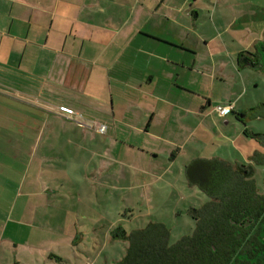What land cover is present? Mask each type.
I'll return each instance as SVG.
<instances>
[{
  "label": "crops",
  "instance_id": "0c3cea01",
  "mask_svg": "<svg viewBox=\"0 0 264 264\" xmlns=\"http://www.w3.org/2000/svg\"><path fill=\"white\" fill-rule=\"evenodd\" d=\"M262 2L0 0V264L17 262L26 217L49 219L47 205L64 189L73 201L74 191L110 180L125 187L144 175L138 187H151L157 143L176 147L183 135L189 145L217 112L220 84L216 105L238 109L233 80L245 67L264 70L247 62L264 57V30L253 29ZM18 139L31 142L22 168ZM17 183L26 197L19 207Z\"/></svg>",
  "mask_w": 264,
  "mask_h": 264
},
{
  "label": "rangeland",
  "instance_id": "374dc122",
  "mask_svg": "<svg viewBox=\"0 0 264 264\" xmlns=\"http://www.w3.org/2000/svg\"><path fill=\"white\" fill-rule=\"evenodd\" d=\"M257 15L253 29L264 30V7ZM258 59L254 57L251 60L263 65L264 57ZM245 71L242 78L233 80L232 93H241L238 109L231 111L226 118L212 112L189 145L183 135L173 141L176 147L162 141L157 143L162 153L150 162L159 168L158 179L151 187H138L144 175L135 177V181L128 177L123 183L125 187H119V181L110 180L101 187L74 191L73 196L76 197L73 201L69 200L68 188L64 189L63 199L57 196L52 206L47 205L52 215L49 219L33 222L26 217V249L20 251L15 264H116L126 256L129 248L127 240L112 238V230L118 226L131 233L150 224L161 223L169 230L170 244L190 236L197 226L193 209H199L209 201L208 196L197 185L189 184L186 177L187 165L197 159L217 158L233 167L242 164L253 166L257 189L263 193L264 164L257 163L253 156L264 151V142L257 136L264 135V70L251 66L245 67ZM222 87L220 84L216 89L213 108L220 100ZM191 97L193 105L195 95ZM241 110L246 113L242 114ZM189 123L193 128L194 122ZM3 142L0 138V145ZM14 142L17 144L14 149H19L18 167L22 168L25 162L20 155L26 152L27 163L31 142L22 139ZM14 193L13 202L19 207L26 197L21 195L23 191L18 183ZM28 202L36 204L38 200L30 198ZM36 215L39 216L38 213ZM44 215V212L40 213V216ZM17 217L15 213L14 220ZM98 224L105 226L106 231H95ZM37 227L41 231H29ZM54 227L59 228L58 231ZM18 238L16 235V240Z\"/></svg>",
  "mask_w": 264,
  "mask_h": 264
},
{
  "label": "trees",
  "instance_id": "16d2710c",
  "mask_svg": "<svg viewBox=\"0 0 264 264\" xmlns=\"http://www.w3.org/2000/svg\"><path fill=\"white\" fill-rule=\"evenodd\" d=\"M257 136L264 142V135ZM253 159L264 164V155L255 153ZM185 172L189 184L209 198L192 211L195 231L170 244L169 230L161 223L131 233L118 226L112 238L127 240L129 248L116 264H264V192L257 189L254 167L197 159Z\"/></svg>",
  "mask_w": 264,
  "mask_h": 264
},
{
  "label": "built area",
  "instance_id": "2783aa9c",
  "mask_svg": "<svg viewBox=\"0 0 264 264\" xmlns=\"http://www.w3.org/2000/svg\"><path fill=\"white\" fill-rule=\"evenodd\" d=\"M232 110L231 105H217L216 106V111L221 115V116H226L230 113ZM58 111L61 113L68 115V116H73L75 114V111L66 105H61L58 107ZM101 132H105V127H101L100 129Z\"/></svg>",
  "mask_w": 264,
  "mask_h": 264
}]
</instances>
